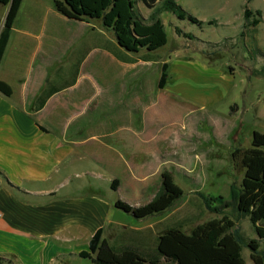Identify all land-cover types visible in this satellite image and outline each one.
<instances>
[{"label": "crops", "instance_id": "crops-1", "mask_svg": "<svg viewBox=\"0 0 264 264\" xmlns=\"http://www.w3.org/2000/svg\"><path fill=\"white\" fill-rule=\"evenodd\" d=\"M176 4L199 21L218 20L204 15L202 0ZM137 7L147 19L150 10ZM160 18L176 37L175 29L183 32L173 14ZM97 22L68 19L53 0H22L13 21L0 59V82L12 90L0 93V259L7 262L66 264L88 251L97 230L106 241L107 228L142 221L114 202L151 201L168 165L144 124L143 102L154 91L158 99L168 94L167 74L157 84L159 64L169 63L153 56L159 50L126 51ZM133 231L119 246L143 242Z\"/></svg>", "mask_w": 264, "mask_h": 264}, {"label": "rangeland", "instance_id": "rangeland-1", "mask_svg": "<svg viewBox=\"0 0 264 264\" xmlns=\"http://www.w3.org/2000/svg\"><path fill=\"white\" fill-rule=\"evenodd\" d=\"M244 7L261 12L255 28L241 24ZM6 11L0 6V25ZM138 11L145 13L142 7ZM202 11L218 20L201 28L187 20L176 21L183 31L179 37L173 25L166 24L167 43L153 56L169 63L168 94L158 99L154 91L143 102L144 124L157 138L160 159L168 160L161 172L169 169L182 195L152 218L128 217L120 226L107 228L103 236L113 248L121 237L134 236L133 229H139L138 238L150 249L158 231L179 226L188 234L198 225L222 218L231 221L245 241L256 238L249 218L236 211L244 170L231 154L248 148L254 131L264 133V77L259 72L264 74V0H202ZM159 187L153 182L151 190L157 193ZM136 202L138 207L148 199ZM260 248L264 249L263 242ZM241 256L246 264H253L248 248H241ZM67 263L90 264L82 258ZM0 264L13 263L0 259ZM157 264L169 263L160 259Z\"/></svg>", "mask_w": 264, "mask_h": 264}, {"label": "trees", "instance_id": "trees-1", "mask_svg": "<svg viewBox=\"0 0 264 264\" xmlns=\"http://www.w3.org/2000/svg\"><path fill=\"white\" fill-rule=\"evenodd\" d=\"M21 1L0 0V5L7 7L0 30V59ZM137 2L150 10L147 19L139 14ZM53 5L59 14L68 19L100 21L103 28L114 33L118 45L130 53L154 52L166 45L167 35L160 18L163 12L200 28L204 24H214V21L202 22L189 15L176 4V0H53ZM242 20L243 26L255 28L261 22V12L244 7ZM175 32L181 34L178 29ZM184 36L189 38L186 33ZM165 70L166 64H163L158 88L165 84ZM0 93L10 97L12 90L6 83L0 82ZM231 155L244 170L236 211L238 215L249 218L256 238L245 241L233 228V223L225 218L207 221L188 234L179 226L165 229L158 234L150 249L143 242L130 241L113 248L102 239V230H97L90 239L88 251L80 252L79 257L90 264H157L160 259L169 264H246L241 256V248L246 247L253 264H264V249L260 248V242L264 243V133L254 131L250 146L235 149ZM115 186L111 184L113 190ZM181 195L182 190L164 171L160 174L159 190L151 201L132 207L116 200L114 207L135 220H144L166 211Z\"/></svg>", "mask_w": 264, "mask_h": 264}]
</instances>
